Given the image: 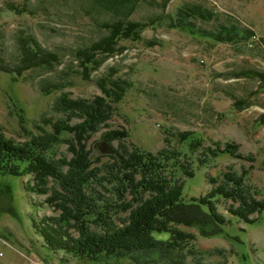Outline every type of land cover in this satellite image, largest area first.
Listing matches in <instances>:
<instances>
[{
	"label": "rangeland",
	"instance_id": "rangeland-1",
	"mask_svg": "<svg viewBox=\"0 0 264 264\" xmlns=\"http://www.w3.org/2000/svg\"><path fill=\"white\" fill-rule=\"evenodd\" d=\"M165 1L138 0L130 19L150 23L141 39H121L123 51L108 56L87 78L81 74L78 50L108 34L106 24L122 17V12L99 0H0V63L18 59L22 33L34 35L60 55L52 69L33 68L15 77L0 70V135L28 140L39 132L36 125L43 119L65 116L54 108L62 92L92 98L102 94L100 78L114 74L130 81V87L115 103L107 124L91 138L94 157L109 151L102 136L112 128L128 130V143L152 152L181 147L177 134L194 131L208 145L234 141L240 153L252 155L254 161L222 154L215 165L199 167L185 180L187 198L207 193L212 187L209 176L221 178L229 169L243 168H248L247 180L260 192L258 197H264V76L258 74L264 75V0ZM187 1L216 14L212 20L196 19L201 30L213 32L232 24L247 37L221 42L203 31L170 27L169 14ZM44 78L65 86L46 93L40 88ZM79 120L74 117L71 123ZM118 145L117 140L112 142ZM58 150L71 156L65 142ZM31 180L32 175L0 171V264H109L45 244L36 223L55 212L45 202L47 194L28 190ZM231 204V199L217 201L219 211L228 217L221 235L204 237L190 228L196 234L195 258L208 264H264V212L246 222L229 212Z\"/></svg>",
	"mask_w": 264,
	"mask_h": 264
},
{
	"label": "trees",
	"instance_id": "trees-1",
	"mask_svg": "<svg viewBox=\"0 0 264 264\" xmlns=\"http://www.w3.org/2000/svg\"><path fill=\"white\" fill-rule=\"evenodd\" d=\"M99 1L123 16L106 24L108 34L78 50L81 74L87 78L108 56L123 51L121 39L140 40L144 26L150 24L130 19L138 0ZM14 9L26 12L24 7ZM215 16L201 3L187 1L169 14L168 25L196 33L203 31L196 19ZM203 34L221 42L247 37L245 30L232 24ZM18 48L16 61L0 63V70L14 77L33 68L52 69L60 61L59 52L45 48L30 33L19 35ZM99 83L102 94L92 98H73L62 92L54 108L65 116L43 119L36 125L39 132L28 140L0 135V171L32 175L28 190L47 194L45 202L55 213L41 216L36 227L52 250L109 264L121 260L128 264H208L195 258L196 234L190 228L204 237L226 230L228 217L219 211V198L232 200L228 208L232 215L254 222L264 212V197H258L260 192L248 182V168L241 172L229 169L221 178L209 176L211 189L198 197L185 196V180L197 168L215 165L222 154L251 161L254 157L240 153L234 141L208 145L194 131L177 134L181 147L146 151L128 143V130L118 128L103 133L109 151L94 157L91 138L107 124L115 103L130 87V81L114 74L100 78ZM64 86L51 78L40 81L46 93ZM74 117L80 120L71 123ZM115 140L118 147L112 146ZM63 142L71 156L58 150Z\"/></svg>",
	"mask_w": 264,
	"mask_h": 264
}]
</instances>
